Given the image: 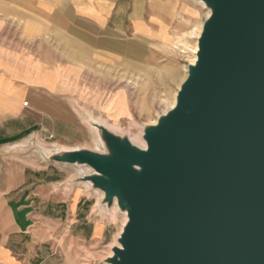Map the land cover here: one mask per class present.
<instances>
[{
  "label": "water",
  "instance_id": "95a60500",
  "mask_svg": "<svg viewBox=\"0 0 264 264\" xmlns=\"http://www.w3.org/2000/svg\"><path fill=\"white\" fill-rule=\"evenodd\" d=\"M195 1L196 60L144 147L87 120L102 150L40 151L126 215L106 264H264V0Z\"/></svg>",
  "mask_w": 264,
  "mask_h": 264
},
{
  "label": "crops",
  "instance_id": "0c3cea01",
  "mask_svg": "<svg viewBox=\"0 0 264 264\" xmlns=\"http://www.w3.org/2000/svg\"><path fill=\"white\" fill-rule=\"evenodd\" d=\"M117 1L0 0V264H74L73 242L83 256L90 242L106 237L95 222L71 219L82 216L80 197L56 199L51 189L64 180L58 164L30 155L13 163L8 149L30 135L88 136L81 117L88 116L84 98L93 90L81 66V40L89 41L83 32L104 28ZM63 224L71 230L79 224V233L58 234Z\"/></svg>",
  "mask_w": 264,
  "mask_h": 264
},
{
  "label": "rangeland",
  "instance_id": "374dc122",
  "mask_svg": "<svg viewBox=\"0 0 264 264\" xmlns=\"http://www.w3.org/2000/svg\"><path fill=\"white\" fill-rule=\"evenodd\" d=\"M109 1L103 0V4L108 6ZM114 11L102 30L97 33L91 29L83 32L89 41L82 37L86 53L81 57V66L90 90H93L84 98L91 109L83 113L118 129L114 133L130 137L143 126L154 124L161 114L170 109L173 95L186 76V67L192 57L191 47L198 38L189 33L204 21L208 10L190 0H118ZM93 39L104 44L92 46ZM110 42L113 46L108 45ZM176 42L186 45L184 52L173 50ZM81 118L89 131L85 140L62 141L37 135L25 136L9 145L10 160L22 164V157L28 155L42 160L40 148L45 149L46 154L58 151L59 147L99 151L94 146L91 128L84 117ZM57 166L58 174L64 180L61 187L51 189L56 193V199L73 198L75 203L80 197L82 216L71 219L88 222L89 227L95 222L96 230L105 228L106 232L104 241L90 242L83 256L73 242L74 254L70 258L74 264H106L104 259L108 257L110 246L122 227L121 214L118 212L119 215L112 221L105 206L99 205L102 198L98 199L93 190L76 184L83 183L78 178L89 173L79 174V167L76 166ZM99 207L103 210L100 211ZM79 228V224H73L72 230L64 224L57 225V233L77 234Z\"/></svg>",
  "mask_w": 264,
  "mask_h": 264
},
{
  "label": "bare ground",
  "instance_id": "6f19581e",
  "mask_svg": "<svg viewBox=\"0 0 264 264\" xmlns=\"http://www.w3.org/2000/svg\"><path fill=\"white\" fill-rule=\"evenodd\" d=\"M192 2H194L195 4L197 5H200L202 7H204V5L200 2H197L195 0H190ZM209 12L207 13V16H208ZM185 21V20H184ZM201 26H202V23L198 26V27H195L190 33L189 35L192 36V35H195L196 38L199 36V33H200V30H201ZM185 44L182 43V42H176V44L174 45L173 47V50L175 51H179V52H184V48H185ZM191 50H192V57H190V63H193L195 60H196V50H197V41L195 40V44L191 47ZM186 75V74H185ZM185 78V76H184ZM183 80V79H182ZM179 87V85H178ZM175 95H176V92L175 94L173 95V98H172V104L169 106V108H171L174 103H175ZM85 122H87V120H90L91 122L93 123H96V124H100V125H103L104 127H106L107 129H109L110 131H113V132H117L118 129H114V128H111L109 127L108 125H106L104 122L96 119L95 117L91 116V115H88L86 117L83 118ZM87 124L89 125V127L91 128L92 132H93V135H94V146L96 149L100 150L101 148V143L98 139V136H97V132L95 130V128L93 126H91L88 122ZM131 142H133L134 144L140 146V147H144L145 144H144V141L142 140V129L140 128L137 132L136 135H132L129 137ZM41 151H43L44 153H46V150L43 149V148H40ZM58 150H67L63 147H59ZM91 172V169L89 167H79L78 168V173H90ZM76 184H81L82 187L86 190H90V185L89 183L87 182H83V183H76ZM94 193L98 194V199H101L102 198V193L99 192L98 190H93ZM99 210L102 211L103 208L102 207H99ZM107 213L109 214V216L111 217V220L114 221L117 217L118 214V209L117 207L114 205L109 211H107ZM121 223H122V227L123 225L125 224L126 220H127V217L125 214H121ZM122 227H121V230H122ZM120 230V232H121ZM116 245V240L111 244L110 248H112V246ZM111 250H109V255L108 256H111ZM85 262V261H84Z\"/></svg>",
  "mask_w": 264,
  "mask_h": 264
}]
</instances>
